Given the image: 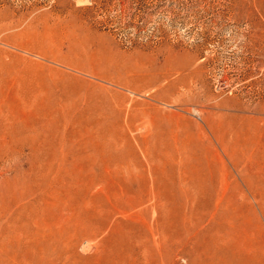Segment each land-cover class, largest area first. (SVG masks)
<instances>
[{
    "label": "rangeland",
    "instance_id": "374dc122",
    "mask_svg": "<svg viewBox=\"0 0 264 264\" xmlns=\"http://www.w3.org/2000/svg\"><path fill=\"white\" fill-rule=\"evenodd\" d=\"M0 264H264V0H0Z\"/></svg>",
    "mask_w": 264,
    "mask_h": 264
},
{
    "label": "bare ground",
    "instance_id": "6f19581e",
    "mask_svg": "<svg viewBox=\"0 0 264 264\" xmlns=\"http://www.w3.org/2000/svg\"><path fill=\"white\" fill-rule=\"evenodd\" d=\"M42 82V81H41ZM188 253V252H187Z\"/></svg>",
    "mask_w": 264,
    "mask_h": 264
}]
</instances>
